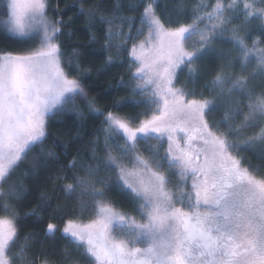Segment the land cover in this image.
Returning a JSON list of instances; mask_svg holds the SVG:
<instances>
[{"label":"snow or ice","instance_id":"snow-or-ice-1","mask_svg":"<svg viewBox=\"0 0 264 264\" xmlns=\"http://www.w3.org/2000/svg\"><path fill=\"white\" fill-rule=\"evenodd\" d=\"M157 3L149 0L145 4L137 33L146 26L148 35L129 50L130 68L138 65L131 73L130 79L136 81L131 91L144 97L133 103L146 106L138 114L142 118L111 111L105 114L88 100L92 112L104 116L105 155L99 154V137L90 141L87 159L76 156L66 166L73 176L62 185V191L67 197L78 194L81 215L89 213L93 218L88 223L68 219L60 231L88 264H264V176L255 175L260 166H245L239 154L242 146L260 145L257 155L264 160V0H215L210 8L206 0H197L191 22L176 27H166L161 21ZM118 10L119 5L110 17L99 16L108 25L105 49L115 46L123 50L130 36L120 28L113 30L117 20L123 24L131 19L117 16ZM96 11V6L87 10L89 23ZM79 12L83 14L85 9L81 7ZM233 20L239 23L233 24ZM64 24L60 18H49L48 0H6V13L0 16V211L8 213L0 216V264H12L16 259L21 264H35L27 261V249L37 233L25 234L17 252L8 255L19 238L15 223L19 214L10 201L26 194L21 178L29 175L27 169L19 174L16 170L26 164L33 148L43 144L47 118L65 105H74L77 97L87 98L80 80L63 66L58 37ZM253 32L259 36L251 37ZM120 36L125 39L113 45ZM153 38L159 43L146 47ZM90 39L97 40L95 33ZM33 42L37 46L32 50H8ZM218 42L230 47L219 48ZM79 56L78 49H73L67 57L69 70L75 62L80 71ZM210 56L223 61L203 85L215 94L212 99L203 98V91L197 93L195 88L201 69L194 62ZM112 61L109 55L107 63ZM184 66L187 80L184 87L177 88L174 82ZM189 81L191 89L187 88ZM119 84H124L123 79ZM217 98L229 107L223 119L212 125L205 116L217 106ZM115 106L120 107L121 102ZM257 127L251 134L245 131ZM180 134L186 137L183 145L176 138ZM165 137L168 146L161 154ZM116 138L123 139V144L113 146L110 141ZM149 140L156 143L148 144ZM140 141L147 144L151 156L139 153ZM42 155L41 147L32 158V169L40 167ZM54 155L47 153L48 157ZM165 163L167 170L161 171ZM173 169L178 170L181 183L192 176L190 190L174 193L168 188ZM113 172L116 188L133 203L139 201L134 209L139 219L107 198ZM14 175L17 179L5 188ZM40 199L50 202L51 197L42 192ZM37 210L25 215H36ZM52 211H59V206ZM56 231L57 226L48 223L45 236ZM138 243L144 246L137 247ZM42 264L53 262L45 259Z\"/></svg>","mask_w":264,"mask_h":264},{"label":"trees","instance_id":"trees-1","mask_svg":"<svg viewBox=\"0 0 264 264\" xmlns=\"http://www.w3.org/2000/svg\"><path fill=\"white\" fill-rule=\"evenodd\" d=\"M149 0H48V16L49 18H60L65 21L63 25V34L58 37L61 42L64 60L63 66L66 71H69L71 76H75L80 80L81 84L86 91V99L84 97H77L74 105H65L64 110L56 112L55 115H50L46 122V138L42 145H37L32 151L28 153L27 162L21 165L16 170L17 174L22 171L29 172V175L22 177L23 186L27 190L26 194L20 200H11L15 207V211L19 214V219L15 221L18 228L19 238L11 247L8 255L11 256L17 252L18 245L23 242L25 234L37 233L31 237L29 242L30 246L27 249V261H34L35 264H42L43 260L47 259L53 264H88V261L81 258L74 250L75 245L69 243L62 233L60 228L65 225L68 219H76L81 223H88L93 217L89 213H80V197L78 194H73L71 197L64 195L62 185L70 183L73 176V170L67 169L69 161L76 156H84L87 159L86 153L91 147L90 141L96 137L100 138V152L101 156L105 155L103 151L104 133L101 129L104 125V116L97 115L88 106V100L93 101L95 108L102 109L107 114L113 112L122 117H134L139 120L138 114L145 109L144 104H135L133 101L142 100L144 97L131 91L132 86L136 83L131 80V73L137 65L130 68L129 63V50L133 44H139L144 41L148 28L143 27V31L139 34L137 30L141 28V13L145 4ZM197 0H158L155 5L157 15H159L162 22L166 27H176L178 23H189L192 19V6ZM211 7L215 0H206ZM119 5V10L116 11L117 16L128 17L131 19L125 20L123 24L117 20L113 25V30L117 28L122 29L125 33H130L127 43L123 45V50H118L115 46L110 49L102 47L104 43L105 29L108 27L106 23L99 20V16L103 13L106 17H110ZM129 5H137L136 7H129ZM96 6L97 11L93 14L94 19L91 23L88 22L87 10ZM83 7L85 12L81 14L79 9ZM6 13V0H0V16ZM71 18V19H70ZM175 21L176 23H169ZM205 23H209L205 21ZM233 24L239 23L238 20H233ZM71 33V34H69ZM95 33L97 36L96 41L90 39V35ZM259 36L258 32H253L251 37ZM251 37L249 43H251ZM125 39L124 36L117 37L113 40V45ZM196 39V37H193ZM191 40L188 41L190 47ZM31 44L13 45L8 50L13 51H27L30 49ZM219 48L228 49L230 47L227 43H217ZM147 47V44H146ZM73 49H78L80 56L78 63L80 71L76 69V63L73 62L72 68H68L67 57L72 53ZM109 55L113 56L112 63H107ZM223 61L218 57H206L202 60H197L194 63L201 69L199 79L195 81L196 92L203 91V98L212 99L215 95L210 92L208 88H204L205 81L210 80L217 65ZM238 69V65H237ZM87 70V71H84ZM123 79L124 84L120 85L119 82ZM187 80V66L179 71V78L176 79L177 87H184ZM192 83H187V88L191 89ZM259 92L260 88H256ZM191 98V97H189ZM120 101L121 106L116 107V103ZM214 103L217 105L212 111L208 112L205 119L210 124L214 125L215 122L221 121L224 116L225 110L229 107L227 103L221 102L217 98ZM244 103H247L245 100ZM246 111V109H245ZM239 120V118H238ZM237 120V122H238ZM221 129L223 125H220ZM247 134L258 131L257 128H250L245 130ZM115 144H123V139L116 138L115 141H110ZM148 144H155V140H149ZM44 149V155L40 157L41 165L36 169L31 168V161L33 156L37 154L40 148ZM165 139L163 140V147L160 149L163 154L166 149ZM261 146L256 145L252 148H245L242 146L240 156L244 158V165H251L255 168L260 166V172L254 173L258 177L264 176V160L258 158V153ZM138 151L144 157H149L152 153L148 150L147 144L144 141L138 142ZM53 152V157H48L47 153ZM47 161L45 164L44 162ZM126 165L129 167L131 163L125 158ZM64 169V171H61ZM161 171L167 170V164ZM57 175H66L67 179L57 181ZM107 175V173H101ZM112 187L107 192V198L120 210L127 211L139 219V216L134 211L136 203H133L131 197L125 192H121L115 186V172L112 173ZM179 175L176 169H173L169 174L168 188L174 193L189 190L188 182L181 183L178 179ZM17 179L14 175L5 185L11 183L12 180ZM42 192H47L51 197L50 202H45L40 199ZM87 200V197H84ZM59 206V211L53 213L52 209ZM37 208L36 215H25L31 209ZM42 209V210H41ZM8 215L0 211V216ZM48 223H53L57 226L58 230L53 236H45V230ZM138 243L136 246H141ZM65 250H67L65 252ZM12 264H21L19 259L13 260Z\"/></svg>","mask_w":264,"mask_h":264},{"label":"rangeland","instance_id":"rangeland-1","mask_svg":"<svg viewBox=\"0 0 264 264\" xmlns=\"http://www.w3.org/2000/svg\"><path fill=\"white\" fill-rule=\"evenodd\" d=\"M0 27H2V25H0ZM147 35H148V33H147ZM146 37H147V36H146ZM158 43H159V41H158L156 38H153V39L147 44V47H151V45H153V44H158ZM30 44H31L32 46H30V49H29V50H32V49H34V48L37 46V43H36V42L30 43ZM27 51H28V50H27ZM137 66H138V65H137ZM175 83H176V81L174 82V86L177 87ZM177 88H179V87H177ZM176 138H177L178 141L181 143V145H183V141L186 139V137H184L183 134H180V135H179L178 137H176ZM164 139H165V142H166V146H168L167 138L165 137ZM131 166H132V165H131ZM131 166H129V167H131ZM177 173H178V170H177ZM178 179L180 180V176H179ZM192 180H193V178H192L191 175H189V176L187 177V179H186V181L188 182L189 190H190V188H191ZM176 206H177V207H180L181 205H180V204H177ZM63 227H64V225H63L59 230L63 229ZM57 230H58V228H57ZM60 232H61V231H60ZM118 238H120V239H125L126 237L123 236V235H119ZM143 246H144V245L137 246V247H143Z\"/></svg>","mask_w":264,"mask_h":264}]
</instances>
